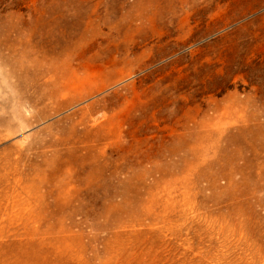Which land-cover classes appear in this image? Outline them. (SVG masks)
<instances>
[{"label": "rangeland", "instance_id": "obj_1", "mask_svg": "<svg viewBox=\"0 0 264 264\" xmlns=\"http://www.w3.org/2000/svg\"><path fill=\"white\" fill-rule=\"evenodd\" d=\"M0 264H264V0H0Z\"/></svg>", "mask_w": 264, "mask_h": 264}]
</instances>
